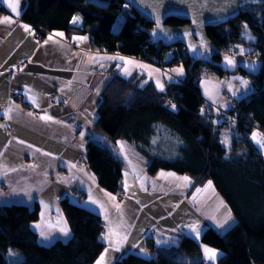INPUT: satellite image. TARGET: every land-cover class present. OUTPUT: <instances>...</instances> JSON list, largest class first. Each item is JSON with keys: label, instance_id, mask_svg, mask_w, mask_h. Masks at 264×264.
<instances>
[{"label": "trees", "instance_id": "obj_1", "mask_svg": "<svg viewBox=\"0 0 264 264\" xmlns=\"http://www.w3.org/2000/svg\"><path fill=\"white\" fill-rule=\"evenodd\" d=\"M125 5L120 0H27L24 17L43 35H87L96 52L132 57L163 68L181 67L184 78L170 82L165 91L114 76L100 93L93 133L111 143L125 144L145 162L150 175L171 171L187 176L193 181L192 190L211 182L235 223L224 233L207 228L199 241L183 236L178 246L170 249L148 240L146 245L159 261H143L129 254L116 264H204L201 246L220 254L215 264H264V157L250 141L255 128L264 132V0L240 8L239 15L226 24L205 30L222 54L240 56L238 49L244 48L243 55L259 59L263 65L259 75L250 79L252 94L235 109L242 139L233 137L230 148L221 142L225 126L208 122L210 106L198 84L208 76H230L210 64L194 62L180 45H150L143 29L152 26ZM73 17L81 18L80 26L72 25ZM119 19L118 29H114ZM185 23L176 18L165 22L170 27ZM244 30L253 36L251 41L243 38ZM169 51L173 57L166 60ZM165 96L173 98L174 109L163 106ZM86 150L84 160L97 185L115 196L124 195L122 162L95 140ZM71 194L81 200L86 197L76 187ZM60 206L70 239L50 245L41 244L31 228L39 220L37 205L31 210L23 205L0 206V264H95L105 249L101 218L70 203L69 198L62 199Z\"/></svg>", "mask_w": 264, "mask_h": 264}, {"label": "crops", "instance_id": "obj_2", "mask_svg": "<svg viewBox=\"0 0 264 264\" xmlns=\"http://www.w3.org/2000/svg\"><path fill=\"white\" fill-rule=\"evenodd\" d=\"M26 7L27 0H19L16 15L5 0H0V21L5 16L12 21L0 22V206L23 205L31 210L37 205L39 220L31 228L41 244L50 245L70 239V231L68 237L59 231L67 224L60 201L69 198L70 203L98 215L106 226V235L109 227L115 233L111 236V247L108 240H103L104 248L109 249L106 264H116L129 254L157 262V254L146 245L148 240L156 247L170 249L177 247L183 236L199 241L207 228L224 233L231 227L235 220L214 188L206 185L197 192L191 189L192 179L171 171L150 175L145 162L125 144L111 143L93 133L100 93L114 76L140 87L151 84L160 90L158 82L182 81L184 70L178 75L173 70L181 67H165L162 71L143 60L93 51L87 35L53 32L37 41L35 31L24 17ZM78 37L86 39H75ZM116 66H120L116 75L106 72ZM239 77L208 76L200 80L203 100L221 108L228 102L224 91L237 97L252 94V83L243 74ZM242 80L248 82L247 86H242ZM16 93L22 94L23 105L15 101ZM25 104L32 105L40 114L29 112ZM44 115L51 120H41ZM252 135L251 143L264 157V148ZM257 139L263 138L258 134ZM91 140L105 145L123 164L124 195L119 202L111 199L115 195L97 185L84 160ZM73 187L86 197L81 200L71 194ZM90 196L95 204L90 202ZM229 214L228 222L217 227ZM193 223L201 229L199 239L189 230ZM41 230L50 233L47 240L40 236ZM125 235L127 240L121 250L115 251ZM134 244L137 247L133 248ZM217 254L215 263L220 256ZM201 255L205 262H211L205 258L204 246Z\"/></svg>", "mask_w": 264, "mask_h": 264}, {"label": "water", "instance_id": "obj_3", "mask_svg": "<svg viewBox=\"0 0 264 264\" xmlns=\"http://www.w3.org/2000/svg\"><path fill=\"white\" fill-rule=\"evenodd\" d=\"M129 5L137 16L149 23L151 29H143L148 43L160 44L165 48L180 45L194 62L210 64L218 71L230 75H249L257 77L262 69V61L240 54H222L211 43L205 33L207 27L226 24L235 19L242 7L260 5L263 0H120ZM176 18L185 21L184 26H167L166 20ZM159 20V28H157ZM155 33V35H154ZM173 37L168 39V37ZM191 46V47H190ZM225 56L233 59L235 66L225 64ZM218 58L219 61H214ZM120 66L109 67L108 74L116 75Z\"/></svg>", "mask_w": 264, "mask_h": 264}, {"label": "built area", "instance_id": "obj_4", "mask_svg": "<svg viewBox=\"0 0 264 264\" xmlns=\"http://www.w3.org/2000/svg\"><path fill=\"white\" fill-rule=\"evenodd\" d=\"M81 22L82 21L80 18L78 23H75V24L72 23V25L80 26ZM31 27H32L33 31H35L34 36H35V39L37 41H40V40H42L43 37L49 36L51 34V33H45L43 35L40 32L34 30V27L32 24H31ZM115 55H116V57L120 56L118 54H115ZM172 57H173V52L169 51L166 53L164 59L168 60V59H171ZM157 67H159V66H157ZM159 70H162V69L159 67ZM162 71H164V70H162ZM244 77L248 81H250V79L252 78L249 75H244ZM162 85H163L164 91H165L170 85V80L165 79L163 81ZM224 97L226 100H228L226 107L219 108V107H217L211 103L209 104L206 101L210 106V111L206 116L207 120L209 123H212L214 126H222V125L225 126V128L228 130V132L231 133L237 141H240L242 139V134L237 132L239 121L237 119L235 109L237 107L238 102H240L242 99H246V96L237 97L233 94H230L228 91H225ZM14 98L18 104H20V105L24 104V98H23L22 94L16 93L14 95ZM162 103H163V106L165 108L166 107L173 108L172 105L173 104L175 105V102L171 96L163 97ZM60 104H61V106L65 105L64 102H60ZM25 109H27L29 112L33 113L36 116H38L40 114V112L30 104H25ZM254 132H257L264 139V132L263 131H260V130L255 128L253 133ZM115 198H116V201L119 202V201L123 200V194L119 193L118 195H116ZM101 226H102V231L100 233V237L102 238V240H104V236L106 235V226L103 223L101 224ZM204 264H211V263L206 262Z\"/></svg>", "mask_w": 264, "mask_h": 264}, {"label": "snow or ice", "instance_id": "obj_5", "mask_svg": "<svg viewBox=\"0 0 264 264\" xmlns=\"http://www.w3.org/2000/svg\"><path fill=\"white\" fill-rule=\"evenodd\" d=\"M133 2H134V0H133ZM5 3L7 4V7L11 10L12 13H14V14H16V15L19 14V13H18V3H19V0H5ZM127 6H128V5H125V7H127ZM0 22H3V23H11L12 21H11V18H10V17L5 16V17L3 18V20L0 21ZM78 22H79V18H78V17H73V18H72V23L75 24V23H78ZM24 27H25V30H26V31L29 30L27 26H24ZM157 28H159V20H157ZM57 35H61V36H62L63 34H62V33H57ZM154 35H155V33H154ZM172 38H173V37H171V36L168 37V39H172ZM49 39H51V37H50ZM75 39L83 40V39H86V37H78V38H75ZM190 47H191V46H190ZM110 59H111V58H110ZM224 60H225V64H226V65H228V66H233V67L235 66V63H236V62H235L233 59H230L229 57L225 56ZM142 67H143V66H142ZM173 71H175L178 75H182V74H183V69H182V68H177V69H174ZM247 83H248L247 81H244V80L241 81L242 86H247ZM157 87L160 89V91H164V87H163V85H162L161 83L158 82V83H157ZM206 94H207V93H206ZM172 107H173V109H174V108H175V105L173 104ZM40 119H41V120H51V117H50V116H47V115H44V116H41ZM257 135H258L257 133H253V135H252V139H253V140H254V141H255V142H256L261 148H264V139H259V140H258V139H257ZM81 136L83 137V133H81ZM227 142H228L227 139H226L225 141H223V143H227ZM121 148H122V146H121ZM45 154H47V153H45ZM170 175H171V174H170ZM183 179H184L185 181H188V178H187V177H184ZM125 187L127 188V185H126ZM208 187H211V182H209ZM199 191H200V190L197 189V192H199ZM111 199L115 200V197H111ZM89 200H90V202L93 203V204L96 203L95 200H92V199H91V196L89 197ZM116 207L119 208V207H120L119 204H117ZM230 218H231V217H230V214H229L228 216H226V217L224 218V221H223V222H221L220 224L217 225V227H223L224 224H226ZM105 219L107 220L108 217L105 216ZM34 227L39 228L40 225H35ZM188 227H189L190 232L195 234V238H196V239H199V237H200V231H201L199 225L196 224V223H193V224L189 225ZM59 231H60L65 237H68V236H69V231H70V230L68 229L66 222H65V224H64L63 227H60V228H59ZM49 235H50V233H46V232L43 231V230L40 231V236H41L43 239H45V240L48 239ZM112 235H115V233H113L111 227H109V234H108V235H105V236H104V239H106V240L109 241V243H110V247H111V243H112V241H111V236H112ZM126 240H127V236L125 235V236L123 237V240H122L119 244H117V246L115 247L114 250H115V251H120V250H121V246H122L123 241H126ZM132 247L135 248V247H137V245L134 244V245H132ZM141 251H143V250L141 249ZM108 252H109V249H105V251H104V252L100 255V257L97 259L96 264H106V256H107ZM204 255H205V258H206L207 260L211 261L212 264H215V260H216L217 255H218L217 252H216L215 250H213V249H211V248H208V247H204Z\"/></svg>", "mask_w": 264, "mask_h": 264}, {"label": "rangeland", "instance_id": "obj_6", "mask_svg": "<svg viewBox=\"0 0 264 264\" xmlns=\"http://www.w3.org/2000/svg\"><path fill=\"white\" fill-rule=\"evenodd\" d=\"M121 20H123V18H121ZM120 19L118 20V22L114 25V29H118V26H119V24H120V21H121ZM243 34H242V36H243V38L244 39H246V40H248V41H251L252 39H253V36L251 35V33H248V31L247 30H244L243 32H242ZM238 51L240 52V54H242V53H244V52H246V49H244V48H240V49H238ZM111 55H113V56H116L115 54H111ZM149 63V62H148ZM151 64V63H150ZM152 65H154V63L152 64ZM154 66H156V65H154ZM157 67V66H156ZM160 67V66H159ZM159 67H157L158 69H159ZM162 70H163V67H160ZM165 68V67H164ZM167 68V67H166ZM169 68V67H168ZM231 77H236V78H240L239 77V74H237V75H230ZM225 92V91H224ZM230 93V92H229ZM220 108V107H219ZM226 129V128H225ZM233 135L231 134V133H229L228 132V130L226 129V131L224 130V129H222L221 130V142L223 143V141H225L226 139H227V143H223L224 145H225V147H227V148H230L231 147V142L233 141L232 139H233ZM212 186V185H211ZM18 259L20 260V255H18Z\"/></svg>", "mask_w": 264, "mask_h": 264}, {"label": "flooded vegetation", "instance_id": "obj_7", "mask_svg": "<svg viewBox=\"0 0 264 264\" xmlns=\"http://www.w3.org/2000/svg\"><path fill=\"white\" fill-rule=\"evenodd\" d=\"M215 59V58H214ZM214 61H216V60H214ZM245 74H243V76H244ZM251 77V76H250Z\"/></svg>", "mask_w": 264, "mask_h": 264}]
</instances>
